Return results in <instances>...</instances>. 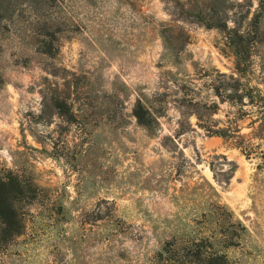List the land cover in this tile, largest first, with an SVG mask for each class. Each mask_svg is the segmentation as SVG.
<instances>
[{
  "label": "rangeland",
  "instance_id": "obj_1",
  "mask_svg": "<svg viewBox=\"0 0 264 264\" xmlns=\"http://www.w3.org/2000/svg\"><path fill=\"white\" fill-rule=\"evenodd\" d=\"M195 1L0 0V176L22 187L0 264H264V157L201 126L235 118L215 91L239 74ZM233 1L264 95V0Z\"/></svg>",
  "mask_w": 264,
  "mask_h": 264
},
{
  "label": "trees",
  "instance_id": "obj_2",
  "mask_svg": "<svg viewBox=\"0 0 264 264\" xmlns=\"http://www.w3.org/2000/svg\"><path fill=\"white\" fill-rule=\"evenodd\" d=\"M229 1L231 4H228ZM232 4H234L233 0H196L193 8L187 10L191 21L203 23L208 27H217L223 33L227 46L235 55L236 69L239 74L238 76L222 74L223 79L221 84L217 86L215 91L222 101H228L238 109L235 118H228L226 126L218 128H214V123L203 121L202 115H199V120L202 124L201 126L209 134L222 137L226 141H232L243 150L247 157L257 152L264 157V151L258 150L261 143L255 141L258 139L264 140V95L259 89L253 85H249L248 82L246 83L247 79H242L247 76L248 69L251 66L252 45L258 38L259 15L246 22L247 25L245 26H243L242 20L245 18V14H241L239 19H234L232 20L233 23L229 24L228 19L231 18L229 16L230 5ZM262 6L263 4L260 5V7ZM211 13L212 15L209 17ZM246 104L254 107L256 110V119L251 121L250 126L253 127L258 123L256 130L250 134L251 137L249 138L241 132V127L237 123L238 119L243 118L241 111L244 110L243 106ZM207 107L211 108V106ZM135 114L141 124L148 125L151 122L152 125L156 120V116L152 111L151 118L147 117L145 108L141 104L136 107ZM181 130L183 131V129ZM232 164L230 173L234 171L236 166L235 162H232ZM213 169L216 172L214 166ZM217 170L222 169L217 168ZM226 179L229 181L230 177ZM17 190H19L18 192L22 191L21 182L17 178L0 176V220L4 226V230L10 236L21 232V220L14 205L15 192ZM217 258L219 261H222L226 257L225 254H222L217 255ZM218 264H221V262Z\"/></svg>",
  "mask_w": 264,
  "mask_h": 264
}]
</instances>
